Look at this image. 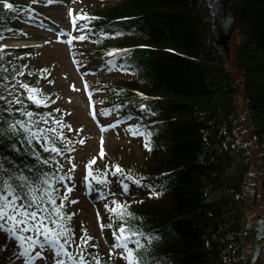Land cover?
Listing matches in <instances>:
<instances>
[{
	"label": "trees",
	"instance_id": "1",
	"mask_svg": "<svg viewBox=\"0 0 264 264\" xmlns=\"http://www.w3.org/2000/svg\"><path fill=\"white\" fill-rule=\"evenodd\" d=\"M9 2L12 9L0 4V33L21 27L28 10ZM229 11L237 30L227 59L212 43L205 0H94L84 7L88 23L105 32L94 43L99 56L132 66L133 77L115 83L108 102H115V94L123 112L142 120L136 126L148 127L143 162L108 152L92 167L96 176L115 171L131 176L126 186L138 177L151 187L141 190L142 200L123 198L105 216L110 238L141 242L145 264H248L244 244L253 243L255 228L247 207L258 197L264 215V0H231ZM6 67L0 56V136L6 137L0 140V163L28 177L25 202L35 196L36 207H47L45 216L66 220L72 213L65 218L57 213L64 211L53 191L61 174L47 148L62 145L53 136L39 144L31 134L60 115L40 108L27 94L19 100L20 112L11 107L1 89L14 78ZM242 126L259 147V171L248 146L236 139ZM9 145L17 150L9 151ZM254 171L259 196L250 188ZM121 225L139 235L125 239ZM86 240L85 257L93 264H117L101 255L95 239ZM256 264H264V242Z\"/></svg>",
	"mask_w": 264,
	"mask_h": 264
},
{
	"label": "rangeland",
	"instance_id": "2",
	"mask_svg": "<svg viewBox=\"0 0 264 264\" xmlns=\"http://www.w3.org/2000/svg\"><path fill=\"white\" fill-rule=\"evenodd\" d=\"M22 1L33 2V13L25 17V26L17 32L19 39L26 43L5 46L0 49V54L9 63L17 66L13 71L20 73V67H24V76H20L14 83L18 94L29 92L39 100L40 108L60 113V119L52 120L53 123H47L42 130L32 133L38 142L48 140V135L57 137L59 141H68L71 150L59 154L56 152L55 161L72 173V176L60 177L58 180L57 197L64 209L58 211V214H66L69 210L72 216L60 221L67 232L55 243H48L40 233L32 229L35 221H29L26 225L31 231L17 229L24 239L14 241L19 245L21 253L28 254L27 256L36 258V253L41 252L43 264H90L89 259L82 258L83 252L76 242L90 233L98 241L104 258L117 264H127L126 251L116 250L120 246L119 240L113 241L109 238L103 223L105 216L121 199L142 200L144 197L142 194L128 195L129 193L122 192L136 190V186L129 188L130 190L123 187L121 183L128 176L124 173L118 180L110 176L109 179L102 178L100 182L95 183L88 176V170L94 162L100 163L108 152L112 157L118 155L126 157L127 160L144 161L143 148L148 145L144 132L148 133V129L128 126L132 117L121 114L119 105L110 107L105 106L107 104L104 102L107 96L106 86H113L121 77L128 78L129 74L124 75L121 70L108 67L97 60L98 53L93 51L92 40L98 38H91L89 46L87 39L77 38L83 36L80 24L87 20L82 15L83 6L90 5L92 0ZM4 38H7L5 41L11 39L8 36ZM61 43L63 45H60ZM22 45L33 47L24 49ZM130 77H133V72ZM236 102L239 108L243 109V97L239 96ZM136 121L139 123L140 119ZM56 125L60 128H56ZM236 139L248 146L254 169L259 171V147L243 126L237 128ZM58 156L59 158H56ZM249 183L250 188L259 196L255 171ZM261 204L262 198L258 197L256 205L247 207L248 219L254 224L256 217L263 213ZM43 222L57 231H62L51 219H45ZM29 236L33 237L31 241H27ZM134 246L135 243H132L131 248ZM244 247L249 264L253 243L247 242ZM3 250L0 249L1 252ZM24 258L25 260H17L15 264H41L32 262V258Z\"/></svg>",
	"mask_w": 264,
	"mask_h": 264
},
{
	"label": "snow or ice",
	"instance_id": "3",
	"mask_svg": "<svg viewBox=\"0 0 264 264\" xmlns=\"http://www.w3.org/2000/svg\"><path fill=\"white\" fill-rule=\"evenodd\" d=\"M0 4L3 5L6 9H12L14 5L9 2V0H0ZM87 15V14H84ZM78 39H83L84 37H77ZM71 42V41H69ZM143 95V94H141ZM141 108H146L145 105H141ZM6 137L0 136V140H4ZM31 143V141H27ZM146 146H148L146 144ZM15 145H9V151H16ZM3 155L2 150H0V156ZM34 156H38V153H33ZM5 163L7 159L5 157ZM43 163L47 164L48 161L45 160ZM116 171H120L119 165L116 167ZM19 172V175H17ZM131 179V177H129ZM28 177L23 175L19 169L13 170L12 167L5 168L4 164L0 163V233L3 234V238H7L8 234L15 240H23L24 237L20 235L17 229L22 231H31L34 229L37 233H40L48 243H55L59 241L60 236L64 235L67 232V229L63 228V225L60 222H55L59 225L62 231H57L56 228L51 227L48 224H45L43 221L45 219H51L50 216H45L47 212L46 206L36 207L34 201L35 196L32 197L31 201L25 202L28 200L27 195H23L26 192V182ZM137 185L141 184V180L135 181ZM125 189L127 186L125 185ZM71 189H69L70 191ZM32 189H27V192L30 194ZM53 191H55L53 189ZM158 194V193H157ZM51 201V196L48 197ZM55 203V201H51ZM27 217V219H24ZM29 221H35L32 224V229L26 227ZM122 236L125 239L130 238L134 235H139V233L133 232L131 228H127L125 225H121L119 229ZM115 235V233H114ZM121 237H117L120 239ZM151 239V237H149ZM32 236L27 237V241H31ZM25 241V242H27ZM66 242V241H65ZM39 243V242H38ZM136 249H141V251H136L135 249H128L127 243L120 245L127 252V264H145V257L143 252V246L139 240L135 241ZM30 247H33L30 245ZM0 248H5L3 240L0 239ZM27 251V249H25ZM42 253L37 252L36 255L39 257ZM123 255V252L121 253ZM10 259V258H9ZM51 260V252H49V261ZM43 264V262H41Z\"/></svg>",
	"mask_w": 264,
	"mask_h": 264
},
{
	"label": "water",
	"instance_id": "4",
	"mask_svg": "<svg viewBox=\"0 0 264 264\" xmlns=\"http://www.w3.org/2000/svg\"><path fill=\"white\" fill-rule=\"evenodd\" d=\"M231 0H206L207 6L211 13V36L215 45L222 46L226 55L230 57V42L237 28V21L229 11V3ZM255 239L253 244V252L251 264H256L260 252L262 242L264 240V216L258 215L255 219Z\"/></svg>",
	"mask_w": 264,
	"mask_h": 264
},
{
	"label": "bare ground",
	"instance_id": "5",
	"mask_svg": "<svg viewBox=\"0 0 264 264\" xmlns=\"http://www.w3.org/2000/svg\"><path fill=\"white\" fill-rule=\"evenodd\" d=\"M26 42L22 41V40H8V41H5L3 39L0 38V48L2 49L4 46H8L10 44H14L15 45H21V44H24ZM43 260V257L42 256H39L38 258L35 259V262H41ZM46 263V262H45Z\"/></svg>",
	"mask_w": 264,
	"mask_h": 264
}]
</instances>
